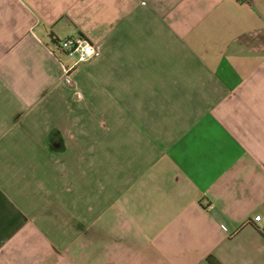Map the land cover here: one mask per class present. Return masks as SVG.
<instances>
[{
    "label": "crops",
    "instance_id": "crops-1",
    "mask_svg": "<svg viewBox=\"0 0 264 264\" xmlns=\"http://www.w3.org/2000/svg\"><path fill=\"white\" fill-rule=\"evenodd\" d=\"M256 215L264 0H0V264H264Z\"/></svg>",
    "mask_w": 264,
    "mask_h": 264
},
{
    "label": "built area",
    "instance_id": "built-area-1",
    "mask_svg": "<svg viewBox=\"0 0 264 264\" xmlns=\"http://www.w3.org/2000/svg\"><path fill=\"white\" fill-rule=\"evenodd\" d=\"M55 45L63 55L74 60L71 66L62 68V79L67 85L72 84L71 72L77 64L87 62L100 55L99 49L94 47L86 37L81 35L63 39L56 42ZM251 222L256 230L264 235V223L262 222L261 216H254Z\"/></svg>",
    "mask_w": 264,
    "mask_h": 264
},
{
    "label": "trees",
    "instance_id": "trees-1",
    "mask_svg": "<svg viewBox=\"0 0 264 264\" xmlns=\"http://www.w3.org/2000/svg\"><path fill=\"white\" fill-rule=\"evenodd\" d=\"M56 42H58V41H54V43H56ZM208 263L209 264H219L216 260H214V259H208Z\"/></svg>",
    "mask_w": 264,
    "mask_h": 264
}]
</instances>
